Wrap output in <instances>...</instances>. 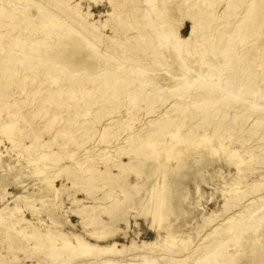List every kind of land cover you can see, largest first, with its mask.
<instances>
[{
	"label": "bare ground",
	"instance_id": "6f19581e",
	"mask_svg": "<svg viewBox=\"0 0 264 264\" xmlns=\"http://www.w3.org/2000/svg\"><path fill=\"white\" fill-rule=\"evenodd\" d=\"M245 1L192 0L188 3L187 6L191 13L189 16L190 29L183 38L179 37V35L174 36L176 43L171 45L174 57L179 62L181 72L178 77L172 75V80L174 81L172 85L161 87L160 91H155V94L148 97V102L144 109L148 110L155 104H163L170 97H175V99L167 111H161L156 117L149 119L145 128L140 125L144 129H137V131L130 134H126L125 132L126 147L122 150H117L116 154L111 158V155H109L110 149L98 150V153L100 152L99 156H101L100 159L110 162L109 168L106 167L102 171L85 163V165L80 167L81 171L78 169L74 170L75 174L79 176L71 174L73 171L71 173L66 171L67 179L70 180L71 184L63 182L60 186H57L54 185V181L60 174V172L55 171L59 169L55 167L58 152L51 151L50 149H46V152L37 150L38 147L46 144L44 141L40 143L39 136L35 135V140L32 138L31 144H34V148L31 147L30 150L29 148L32 145H24L17 141H13L11 144L10 148L20 147L21 149H26L27 154L22 155V157L24 156L22 161L24 165H21L19 168L15 167L16 161H19L18 157L17 159L11 158L4 161L5 159L0 150V197L2 201L0 202V264H121L119 262L116 263L117 259L110 256L113 255L111 252L122 250L121 248L118 249L117 244L119 243L116 241L109 243L107 240L113 236L109 232L113 231V220L117 222V217L113 216V220H110V222L105 220L94 212L92 204H83L81 207L76 206L77 208L70 209L69 212L59 213L56 209L61 208L62 202L61 200L58 201V198L65 193L70 201H72L71 204L79 203L82 199L74 196L71 192L73 188L79 185L84 186V183L89 185V182L95 179L96 175H105L104 173H106L108 179L116 180L120 172H110V168L112 167L120 169L119 171L121 172L129 165L130 167L139 166L145 171H150L154 168L153 162L155 158L158 161L157 157L161 158L162 156L163 158L168 157V159L176 157L175 164H172L170 167H164L171 170V172L169 176L162 180L159 185L160 188L158 186L159 189H157V193L155 194V196H158V199L154 200L157 203V211L153 210L154 212H150L153 215L154 223L160 220L158 227L164 234H161L157 230V224H153L155 230L153 239L143 241L142 247L134 246L131 250L132 253L129 254L137 259L136 257L140 254L139 252H142L147 246L155 245L157 242H167L168 244L171 242L176 247V250H173L175 255L172 260L174 262L163 261L162 256L164 254L161 253L154 257H143V264H264V241H260L258 235L254 233L259 225V223L253 224L256 223L254 221L255 211L249 213V218L254 221H251V224H243L244 218H246L244 210H237V213L226 215L219 223L210 225L209 232L200 236L199 242L193 248L187 249L186 241L192 239L193 235L183 228L184 223H187L185 219L188 216L186 215L191 214V219H193L196 218L194 213L199 212L204 226L207 225L209 216L208 210L202 207L197 208L201 206L200 204L193 205V207L190 206V209L185 210L182 202L186 196L181 191L182 187L180 188V185L184 188L191 184H195L196 186L197 180L204 181L205 177L203 176L202 169H206V161L212 157L220 158L224 163L233 165L236 171L235 174L243 169L244 161L239 155V150L228 148L230 142L225 143L227 137H230L229 135H232L240 127L239 123L241 119L235 121L236 116H246L253 111H257V121L255 120V124L249 131L257 133L259 128L264 125V107L258 108L256 100L253 99L256 90L251 89L249 91L246 90V87L243 90V86H247V83L244 81L247 74L244 75V73L250 71L245 66V63L256 58V56H260V52L257 53V51L255 54L252 50H246L236 58V62L239 63V73L234 75V77L238 79V84L233 87V85H229V82L219 85L217 82L211 81L213 75L210 71L216 66L208 60L203 61L207 65V73L198 72L197 78H194L193 83H189L186 80L189 68L184 64V58L181 56L180 51L181 45L194 41L195 44L196 42L199 44V47L194 46L192 51L185 49L187 54L191 51L198 54L201 59H204L208 54H215L217 48L223 47L226 44L222 36L231 27L233 19L237 16L238 9L242 7ZM215 4H223V6L219 11H212L211 7L214 9ZM32 6L36 9V15L29 18ZM251 9L252 6L246 9V12H250ZM252 10L256 13L251 14L255 15H251L248 22L236 26V31L240 32L236 42L241 46L249 42L257 45V43L263 41L260 38V34H264V0H258ZM121 14V16L117 14L115 18L117 20L128 19L127 13L122 12ZM218 19L221 21L215 24V21ZM22 22H29L31 24L30 29L26 33L22 31ZM105 23L106 19L101 23L89 20L81 11L79 4L72 0H0V89L2 90L1 92H6L8 95L12 94L13 90L11 89L12 93H10L8 87L13 82H19L26 89L25 96L21 101L14 98L12 103L10 101L5 102V104L20 109L33 101L39 100L40 102L32 108L33 115L44 111V109L49 112V107L45 101L52 102L56 106L74 108L75 104L66 101H77L84 104L89 100H99L103 105V101H106L105 103H113L110 107L114 110L113 112L119 109L120 105H125L127 113L130 115L134 114L136 110L139 111L141 107H137L136 105L139 100L145 97L143 90L148 83L147 80H140L136 83L135 79L139 78L140 73L137 71H127L126 66L124 70L128 72L127 79L123 83L118 81L123 80L119 74V69L124 68L123 62H121L122 51H116L112 57H107L102 55L94 46L90 47L86 45V41L81 40L79 42L73 36L68 41L69 46L65 42L60 43L61 41H59L61 38L60 33L65 32L70 26L71 29H74V27L84 28L87 30V33L81 35V39L90 38L92 40L100 36L99 33L104 28ZM58 31L59 33H57ZM197 34L203 37V41L200 42L194 39L197 37ZM161 37L162 34L157 33L156 38L160 40ZM220 44L221 46H218ZM256 49L258 50V48ZM112 60H116V65L112 63ZM229 61L230 58L226 56L223 65L229 63ZM108 65L110 67L107 69ZM92 66L98 67L99 70L106 69L107 71L105 73L100 71L95 74L87 72ZM205 76H208L210 81L205 80ZM24 81L28 82V84H24ZM42 82H44V85L39 86ZM51 86L56 87L52 88ZM16 92H18L17 89ZM159 92L164 95L162 99L158 98ZM248 92H250L251 100H248L247 104H245L244 102H246L248 96L241 97L240 95L249 94ZM187 97L191 98L190 107L189 104L185 103ZM0 99L4 98L0 97ZM231 103H238V105L234 113L235 118L231 119L232 121L227 127L228 134L224 136V133H221L219 130L223 124L218 122L216 117L221 112V109H224V112L227 111ZM7 109V105L6 107L4 106V110ZM100 109L95 111L94 119H83L84 121L80 123L77 129L78 131L80 130V133L86 134L94 128H96L94 131L98 129L97 126L99 124L97 125L96 122L101 117V110H103ZM47 112H45L47 119L43 122L42 129L55 126L54 124L60 118ZM41 114L43 117L44 113ZM119 118L111 120L106 126H102L104 127L103 137L111 131L109 129L111 126H115L121 121ZM61 121L57 124L60 128L64 127V122ZM13 125L12 121L0 124L1 132L6 134L10 141L11 138L9 136H12L15 130L18 131ZM42 129H36V134H39V131ZM200 129H202V133L199 131ZM132 130L134 129L132 128ZM132 130L130 129L129 132ZM78 131L74 132L77 134ZM57 133L53 134L54 136L50 138L49 148L52 144H57V137L65 135V133L63 134L59 130ZM29 134L30 132L27 136ZM49 135L51 136V134ZM195 139L198 140L194 143L193 140ZM236 140L235 142H242L243 137ZM70 142L71 144L77 143V137L70 138ZM88 145L91 144L88 143ZM197 146L201 147L202 153L198 152L196 154ZM190 148L191 150H189ZM65 149V147L61 148L64 151L62 154L68 157L71 153H67ZM259 151L257 158L259 156L263 158L264 147H261ZM120 156L128 157V160L122 161ZM42 158H49L50 162L42 161L41 163ZM189 159L193 160V163L196 164L204 161L201 166L202 168H196L197 165H191L192 162L187 163ZM164 161L162 160V163ZM70 165L75 166L74 164ZM54 167L55 170L53 169ZM253 169V167H249V172H252ZM12 174L13 176L11 177L10 175ZM235 174L228 172L218 183L217 190L219 195L216 198L213 196L216 204L219 203L220 205V201L222 204L227 194L239 192L237 185L240 182L234 178ZM17 177L19 179L22 177V181L15 183L14 181ZM23 177H26L27 180L37 177L35 178L37 179V183L33 184L35 185L34 188L31 189L30 184L25 182L27 180L23 179ZM241 179L244 178L241 177ZM10 184L11 186L18 184V187L21 186L22 190L15 193L7 191L6 187ZM116 185L119 187L118 190H122V198L120 199L112 190L107 191V205L114 206L115 208L127 206L126 204L129 202L127 199L132 196L128 193L131 194L134 190L128 188L124 190L123 188L134 185L129 184L124 178ZM134 187L136 188V186ZM156 187L154 186L155 190ZM258 196L262 197L263 194H259ZM152 197L144 199V203H147L146 205L149 206V200ZM4 200L6 201L3 202ZM11 201H13V205L8 204ZM21 202L25 205V209L19 206ZM36 202H39V206ZM250 203H252V200L249 201ZM102 208L101 210L104 213H112L108 207L106 209ZM16 210L19 215L15 214L17 216L10 219L12 217L10 213ZM25 212L29 213L31 218L25 217ZM124 213L122 212L118 215L121 216L120 219L127 226L129 220L123 216ZM42 214H45L44 217ZM70 214H74L80 219L78 223L82 225L83 232L63 229L65 224L75 228V224L70 220ZM178 219L184 220L181 228L174 227ZM197 225L200 226V224ZM102 230L104 231L102 232ZM245 230H250L251 236L243 241ZM126 234V231H123V235L126 236ZM227 241L233 244L229 245ZM121 247H123V244H121ZM44 250H46V253L42 254L41 252H44ZM18 251L28 253V256L22 259L15 253ZM65 252L69 254L67 257L63 256ZM141 254H144V252ZM31 255L33 259L28 263L25 259ZM83 259H86V262ZM10 260L12 263H8Z\"/></svg>",
	"mask_w": 264,
	"mask_h": 264
},
{
	"label": "rangeland",
	"instance_id": "374dc122",
	"mask_svg": "<svg viewBox=\"0 0 264 264\" xmlns=\"http://www.w3.org/2000/svg\"><path fill=\"white\" fill-rule=\"evenodd\" d=\"M72 1L73 2L75 1L79 4L81 11L89 20H93L97 23H101L104 22L106 19V23L104 28L99 33L100 36H97L92 40L90 38L81 39V35L87 33V30H85L84 28L74 27V29H71L70 26L65 32L60 33V37H61L59 39V41H61L60 43L65 42V44H68L67 46H69L68 41H70L71 40L70 37L73 36L74 39L79 42L81 40L86 41V45L90 47L94 46L95 49H97L102 55H105L107 57H112L114 52L116 51L118 52L122 51L121 62H123L124 68L119 69V74L121 75L122 77L121 79L123 80H118V81L120 83H123L124 80L127 79L128 72L124 70L126 66L127 71H132V72L137 71L140 73L139 78L135 79L136 83H138L137 81L140 80L143 81L147 80L148 84L144 87L143 90L145 97L142 98V100H139L136 105L137 107H141V109H139V111L136 110L135 113L132 115L127 113L125 105H120L121 107H119V109L113 112L114 110L110 108L111 105H113V103L112 104L105 103L106 101H103L105 105L104 107L103 103L99 100L97 101L89 100L84 104L82 102L79 103L77 101H66V102H70L71 104H75L74 108L56 106L53 105L52 102L45 101L49 107L48 109L49 112H47V110L45 111L44 109V111L38 112V114L33 115L32 108L35 107V105L38 102H40L39 100L33 101L27 104V106L22 107L20 109H18V107L5 104V102H10V101L12 103L14 98L18 99V101H21L25 96L26 89L25 87L21 86L19 82H13L8 87L10 93H12L11 89L13 90L12 94L8 95L6 94V92H1L2 90L0 89V97L4 98V99H0V106H2L1 107L2 110L0 109L1 110L0 124L4 122L12 121L14 123L13 126L16 129H18V131L15 130L12 136H9L11 138V141L9 138H7L6 134L2 133L0 130V150L2 151L3 158L5 159L4 161L11 158L17 159L18 157L19 161L15 160L17 163L15 167L19 168L21 167V165H24V162H22L24 156L22 157V155L27 154V152L25 151L26 149H21L20 147L10 148L11 144L13 143V141H17L24 145L25 144L32 145L31 140L33 141V139L35 138L34 136L35 135L39 136L38 139H40L39 140L40 143L44 141V143L46 144L38 148L35 147L37 148V150L41 152L42 151L46 152L48 149H50L51 151L54 150L58 152L57 155L58 157H57V162L55 163V167L56 169L58 168L59 169L55 170V167L53 168L55 171L60 172V174L57 176V178H55L54 181V185L57 186H60L61 183L63 182L65 184H69L70 180L67 179L66 171H68L69 173H71L72 171L74 172V170L76 169L81 171L80 167L85 165V163H88L89 165H92L94 168L102 171H104L106 167L109 168L108 166H110V162L109 161L106 162L105 160L102 161V159H100L101 156H99L100 152L98 153V150L110 149L111 152L109 155H111L110 156L111 158L113 155L116 154L117 150H122L123 148L126 147L125 132L126 134H130L137 131V129H144L145 126H147L149 119L156 117V115L159 114L161 111H167L168 107H170L175 97L168 98L166 102L163 104H155L152 108L148 110H145L144 108L148 102V97L155 94V91H160L161 87L172 85L174 83V81L172 80V75L178 77V75L180 74L181 68L179 66V62L174 57L173 54L174 52L172 51L171 45L176 43L174 36L179 35V37L181 38L185 37L191 25L189 21L190 20L189 16L191 13L187 5L192 0H111V1L110 0H72ZM257 1L258 0H246L241 8L239 9L237 8L238 9L237 16L233 19L231 27L228 30H226L227 32L222 36V39L223 41H226V44L223 47L217 48L215 50V54H208L205 56L204 59H201L198 54L191 52L194 46L199 47V44H197V42L195 44L194 41L181 45L180 51H181V56L184 58V64L189 68V71L186 74V80L189 83H193L194 78H197L198 72H202L204 74L207 73L208 68L207 65L203 63V61L208 60L209 62L213 63L214 66H216L214 69H212V71H210L213 75L211 81H213L214 83L217 82L219 85H223L226 82H229V85L231 84L233 85V87H235L238 84V79L234 77V75L239 73V63L236 62V58L246 50H252L253 53L255 54L257 51H258L257 53L260 52L261 53L260 56H256V58H253L249 60L247 63H245V66H247L250 69V71L244 73V75L247 74L246 79L244 80L247 83V86H243V90L245 89V87L246 90L249 91L251 89L256 90L253 99L256 100L257 107L259 108V107H264V53H263L264 34L263 33L260 34V38H262L263 41L257 43V45L253 44L252 42H249L241 46L236 42L240 33L238 32V30L236 31V26L238 24L248 22L251 15L252 16L255 15L251 13H256L252 9L253 6L257 3ZM250 5L252 6V9L250 12L247 13L246 9L251 7ZM214 6H215L214 9L211 7L212 11L213 10L219 11V9L222 8L223 4H217V5L215 4ZM122 12L128 14V19L117 20L115 18L116 15L120 14L121 16ZM35 15H36V9L34 6H32L29 13V18H32ZM220 21L221 20L218 19L217 21H215V24L219 23ZM21 26L23 27L22 28L23 33H26L28 29H30L31 24L29 22H22ZM57 33H59V31ZM157 33L162 34L160 40L156 38ZM199 34H197V37L194 39L201 42L203 41V37ZM218 46H221V44ZM256 48H258V50ZM185 49H189L191 51L187 54ZM226 56L230 58V61L229 63L223 65V61ZM112 61H113L112 63L116 65L115 62L116 60H112ZM109 67L110 66L108 65L107 69ZM100 71H103L105 73V71L107 70L106 69L99 70V68L96 66H92L87 70V72H90L92 74H95L96 72H100ZM205 80L210 81L208 76H205ZM24 84H28V82L24 81ZM43 85L44 82L39 84V86H43ZM51 87L53 88L56 86H51ZM16 89L18 92H16ZM248 93L249 94L240 95L241 97L246 95L248 96L246 98V102H244L245 104H247L248 100H251L250 92ZM163 97L164 95H162L161 92H159L158 98L162 99ZM190 100L191 98L187 97L185 101V103L189 104V107H190ZM6 105L8 109L4 110V106L6 107ZM237 105L238 103H231L227 111L224 112V109H221V112H219V115L216 117L217 121L223 124L219 130L221 133H224V136L228 134L227 127L231 123L232 121L231 119L235 118L234 113ZM99 108L103 110L100 109L101 117L98 119L99 121L97 120L98 123L96 122L97 125L99 124L97 126L98 129L95 130L96 133L94 131V129L96 128L90 130L86 134L80 133V130L79 131L77 130L80 123H82V121H84L85 119L86 120L89 118L94 119V114L96 113L95 111H98ZM45 112H47L48 114L58 116L60 118H58L57 123L54 124L55 126H52L51 128L42 129L43 122H45V120L47 119V116H45L46 115ZM41 113H44L43 117L41 116L42 115ZM60 114L62 115L60 116ZM129 116H130V120H129ZM257 116H258L257 111H253L247 114L246 116H240V117L236 116L235 121H239L241 119V122L239 123L240 127L237 131L232 133V135H229L230 137H227V139L225 140V143L230 142L228 148H235L236 150H239V155L241 159L244 161V165L242 166L243 169L240 172L235 174L236 171L235 168H233L234 167L233 165L229 163H224L220 158L212 157L206 161L208 164V165L206 164L205 166L206 169H202L203 176L205 177L204 181L197 180L196 186L195 184L194 185L191 184L190 186L187 187L185 186V188L182 185H180V188L182 187L181 191H183V194H185L186 196L185 200L182 202L185 210L190 209V206L193 207V205L200 204L201 206L197 208L200 207L205 208L206 210H208V216H209L208 223L207 225L205 224L206 226H204V223L201 218V214L199 212L194 213L196 218L193 219H191L192 216L191 214L186 215L188 216L185 219L187 220V223L186 224L184 223L183 228L191 235H193L192 239H188L186 241L187 249L193 248L199 242V237L209 232L210 225L212 226L215 223H219V221L223 217H225L226 215H230L231 213H237V210H244V213H246L245 214L246 218H244L243 224L244 223L251 224L250 223L251 221L252 222L256 221V223L253 224L259 223L254 233L258 235L260 241H264V157L261 158V156H259V158H257V153L260 152L259 149L261 147H264V125L259 128L257 133L253 131L252 132L249 131L257 121L256 120ZM118 118L121 119V121H119L117 125L111 126L109 128L111 129V131L105 137H103L102 133L104 127L102 126H106L111 122V120ZM61 119L64 122L63 124L64 127L62 128L58 127L57 125L61 121ZM129 125L131 128L129 127ZM140 125H142L144 128ZM34 128L36 129L41 128L42 130L39 131V134H36L35 132L36 129ZM132 128L134 130H132ZM130 129L132 130L131 132H129ZM58 130L63 134L65 133V135L63 136L65 138L57 137L58 138L57 144H52V146L49 148L50 138L54 136ZM201 130L202 129H200L199 131L202 133ZM74 131H78L77 134ZM29 132L30 134L29 136H27ZM49 134H51V136ZM76 137L78 142L71 144L70 138H76ZM85 137H88L89 139ZM241 137H243L242 142L239 143L235 142L237 141L236 140L237 138H241ZM197 140L196 139L193 140L194 143ZM88 143L91 145H88ZM33 145L30 146L29 150L31 149V147L34 148ZM89 146L90 147L93 146V147L90 148ZM62 147L66 148L65 151L67 153H71L69 154L68 157L62 154V152L64 153V151L61 150ZM189 150H191V148ZM198 152L202 153L201 147L197 148L196 154H198ZM120 158H122L121 159L122 161L128 160L127 159L128 157L120 156ZM161 158L157 157L158 161L155 158V161L153 162L154 168L151 169L150 171H145L141 169L138 165H135L138 167H134V166L130 167V165L126 166L124 170H122V172L119 171L120 169L116 167H112L110 168L111 170L109 169L110 172L111 171L113 173L120 172V175L116 180L113 181L111 179H108V177H106V173H104L105 175H100V174L96 175L95 179L89 182V185L87 183L86 184L84 183V186L79 185L76 188L72 189L71 192L74 194V196L78 199L79 198L82 199L79 203L71 204L72 201H70V199L67 197V194L63 193L58 198V201L61 200L62 206L61 208L59 209L57 208L56 210L59 213L62 212L65 213V212H69L70 209L72 208L81 207L83 204H92L93 205L92 208L94 209V212L99 214L100 217L104 218L105 220H108L110 222V220H113L112 218L113 216L117 217L118 220L117 222L113 220L114 222L113 231L109 232L113 236L107 239L109 243H112L113 241L118 242L119 243L117 244L118 249L119 248L122 249L116 252L115 251L111 252V254L113 255L107 254L113 258H116L117 259L116 263L119 262L121 264H143L144 263L143 257L145 256L154 257L161 253L164 254L162 256L163 261L172 262L173 261L172 259H174V255H175L173 250H176V247H174L171 244V242H169V244L167 242L166 243L157 242V244L155 245H149L142 250L144 254H141L142 252H139L140 253L138 254L139 258L136 257L137 259H135V257L133 258L129 254L132 253L131 250L133 249L134 246L142 247L143 241H150L153 239L155 234V230H154L155 224H157L156 225L157 230L161 234H164L163 231L158 227V225L160 224V220L156 221L157 223L156 222L154 223L153 221L154 218L152 217L153 215L150 212H152L153 210L157 211L158 208V207L156 208L157 203L156 201L154 202V200H157L158 196L156 195L157 196L156 197L155 194L157 193V189L160 188L159 185L162 182V180L165 179L167 176H169L171 172V170L164 167L165 166L170 167L172 164H175L176 157H170L168 159V157L163 158L162 156ZM42 159L43 160L40 161L41 163L42 161L50 162L49 158H42ZM162 160L165 161L162 163ZM203 162L204 161H201L196 164L193 163V160L191 159L187 160V163H191V165L193 166L197 165L196 168H202L201 166L203 165ZM70 164H74L75 166H71ZM249 167L254 168L252 172H249ZM73 172L71 174H73L74 176H79L75 174V172L74 173ZM228 172L235 174L234 178L240 182L237 185L239 192L227 194L222 204L220 201V205H219V203L216 204L213 196L216 198L219 195L217 190L218 183L222 180L223 176L227 175ZM10 176L12 177L13 174ZM241 177H243L244 179H241ZM35 178L37 177H34V179L32 180H27L26 177L25 178L23 177V179L27 180L25 182L30 184L31 189L34 188L35 186L33 184L37 183V179ZM123 178L126 179L129 182V184L136 186V188L134 186H129V187L127 186L126 188H123L124 190H127V188L134 190L131 192V194L128 193L129 195L132 196L127 199L129 201L126 204L127 206H121L119 208H115L114 206H108L107 205L108 200L106 199V195H108L107 191L112 190V192L115 193V195H118L120 199L122 198L123 195L121 192L122 190H118L119 187H117L116 184H118L120 180H122ZM18 179L19 177H17L15 181L14 180L11 181H14L15 183L22 181V177L19 180ZM251 182L253 183L249 184ZM154 186L156 187V190ZM6 189L9 192L11 191L15 193L21 191L22 187L21 186L18 187V184L12 186L10 184L9 186L6 187ZM153 191L155 192L153 193ZM201 193H203V195H201ZM259 194H263V196L257 197V195ZM151 196H153L152 197L153 199L151 198V200H149L150 202L148 206L146 205L147 203H144L145 201L143 200L146 198L149 199ZM251 200L252 203L249 204V201ZM5 201L6 200H4L3 202ZM0 202H2L1 197H0ZM152 202L154 203L152 204ZM8 204L13 205L14 203L13 201H11ZM36 204L39 206V202H36ZM246 204L248 205L245 206ZM19 206L25 209L24 207L25 205L22 204V202L19 204ZM152 206H154L155 208ZM102 207H104L105 209L108 207L112 213L111 214L104 213L101 210ZM116 211H118V213H116ZM253 211H255L254 221L249 218V213ZM122 212H125L123 216L125 218H128L129 220L127 226L124 223V221L120 219L121 216L118 215L119 213L121 214ZM12 213H10V215L12 216L10 217V219L16 217L17 215L15 214H18L17 210ZM24 215L27 218H31L29 213L25 212ZM44 215L42 214L43 217ZM70 220L75 224V228H72L70 225L65 224L63 226V229L67 231L74 230L78 232L80 231L83 232L82 225L78 223L80 219L77 216H75L74 214H70ZM183 221L184 220L178 219L174 227L181 228ZM197 224H200V226H198ZM103 231L104 230H102V232ZM123 231H126L127 233L126 236L123 235ZM197 233L199 234L196 235ZM250 233H251L250 230L244 231L243 241L246 240L247 237L251 236ZM91 241L93 242V240ZM227 242L229 245L233 244L230 241ZM121 244H123V247H121ZM15 253H17V255H19V257H21L22 259H24L25 256H28V253L25 252L23 253L18 251ZM41 253L42 254L46 253V250H44V252ZM67 255H69L68 252H65L63 256L67 257ZM32 259L33 258L31 255L29 258L25 259V261L29 263ZM83 261L86 262V259H83ZM9 262H11V260L8 261V263Z\"/></svg>",
	"mask_w": 264,
	"mask_h": 264
}]
</instances>
